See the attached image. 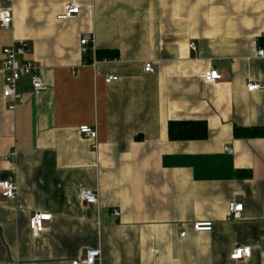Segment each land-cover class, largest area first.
<instances>
[{
    "label": "crops",
    "instance_id": "obj_1",
    "mask_svg": "<svg viewBox=\"0 0 264 264\" xmlns=\"http://www.w3.org/2000/svg\"><path fill=\"white\" fill-rule=\"evenodd\" d=\"M69 4L78 17L59 18ZM4 10L0 181L18 193L0 192V264H73L87 249L101 250L96 264H264V90H247L264 85V56L253 55L254 43L264 50V0H0ZM15 40L47 90L22 77L11 110L2 64ZM209 65L221 81L203 79ZM171 122L204 123L207 136L171 139ZM83 189L98 203L84 204ZM234 200L239 220L229 219ZM34 213L52 215L38 237ZM202 222L213 229L196 231ZM237 247L251 257L232 260Z\"/></svg>",
    "mask_w": 264,
    "mask_h": 264
},
{
    "label": "built area",
    "instance_id": "obj_2",
    "mask_svg": "<svg viewBox=\"0 0 264 264\" xmlns=\"http://www.w3.org/2000/svg\"><path fill=\"white\" fill-rule=\"evenodd\" d=\"M81 7L79 5L69 4L65 6L64 13L59 16L61 19H75L80 13ZM13 22V14L10 10H4L0 13V28L9 29ZM190 48L195 49L196 44L190 43ZM80 50L83 55L92 54L93 65L97 64L96 49L93 40L89 37H83L80 40ZM29 51V45L25 40H15L12 45L3 49L5 56L2 68L5 71V81L3 88V96L8 100L7 106L14 110L16 106L21 103L22 95L18 90L19 80L27 76L30 78L31 88L34 92H43L47 90V85L41 75V68L35 61H20V58ZM254 56H264V50L258 48L256 43L253 45ZM146 72H154L153 64L148 62L145 64ZM223 78L219 70L209 65L203 79L207 83H217ZM119 77L108 75L106 82L117 81ZM247 90L250 92L257 90H264V85L256 82H249ZM81 135L91 138L96 141L98 132L96 128L84 125L79 128ZM96 146V145H95ZM230 153L233 152L231 148H227ZM0 192L4 200H12L17 197L18 187L12 181H0ZM81 201L86 205H95L98 203V194L92 189H83L80 193ZM244 204L240 201L234 200L229 203V219L239 220L243 216ZM114 216H119L120 212L114 210ZM52 215L47 213H34L30 218L29 226L33 237H38L45 228V223L51 220ZM194 229L198 232L211 231L213 224L210 222L195 223ZM185 236V232L181 233ZM252 255L250 247H237L231 254L232 260H243ZM102 252L100 249H87L82 259L74 261L73 264H96L101 261Z\"/></svg>",
    "mask_w": 264,
    "mask_h": 264
},
{
    "label": "trees",
    "instance_id": "obj_3",
    "mask_svg": "<svg viewBox=\"0 0 264 264\" xmlns=\"http://www.w3.org/2000/svg\"><path fill=\"white\" fill-rule=\"evenodd\" d=\"M235 135L243 138L258 136L255 130L240 128L235 130ZM169 136L175 140L205 138L207 136L206 125L201 122H171L169 125Z\"/></svg>",
    "mask_w": 264,
    "mask_h": 264
}]
</instances>
